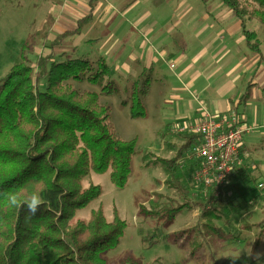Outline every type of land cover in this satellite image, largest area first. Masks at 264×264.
<instances>
[{
	"label": "rangeland",
	"instance_id": "obj_1",
	"mask_svg": "<svg viewBox=\"0 0 264 264\" xmlns=\"http://www.w3.org/2000/svg\"><path fill=\"white\" fill-rule=\"evenodd\" d=\"M104 3L100 11L106 12L104 6L111 3L108 12L113 15V20L107 24L96 18L83 28L81 34L65 39L55 49V61L76 58L95 61L100 57L106 60L110 71L98 84L84 80L73 85L79 90L97 92L100 103L111 108V121L117 136L123 140L136 138V145L131 172L123 188L111 183L109 172L98 174L91 171L83 179V187L93 183L100 185L102 191L97 199L77 211L76 218L87 220L90 212L101 205L106 220L111 221L113 208L117 209L126 226L117 246L105 254L107 264H123L121 260L126 254L140 264H226L224 256L235 254L258 235V224L264 216V110L261 109L264 106V59L261 67H257L258 55L250 48L235 43L232 49L230 45L225 49L242 62L241 69L236 72L241 81L246 84L253 80L256 83L248 106L238 108L239 112L250 113L246 125L250 126L251 132L244 133L242 137V145L247 150L241 148L240 161L235 165L238 176L231 174L227 185L223 186V209L217 210L219 218L212 220L215 225L231 231L235 238L221 240L205 234L202 225L206 218L195 205L191 210L182 208L170 218L142 214L139 205L152 210L168 205L171 199L182 203L185 198L188 201L204 198L203 188L192 180L189 162L178 159L171 163L183 144V134L173 132L171 126L176 125L174 122L178 116H195L199 102L205 100L208 93L197 94L194 91L190 94L184 88L191 86L192 78L201 85L207 83L206 78L209 76V80L217 69L218 56L222 51L206 49L205 53L214 60L213 65L206 68L198 55L207 47L208 36L203 38L198 33L191 39L183 26L187 17H179L178 21L180 10L187 16L195 8L209 12L203 0L187 1L180 9H175L177 3L174 0H128L127 6L132 5L130 9L117 5L114 0H105ZM65 7L72 13L69 16L81 17L89 8L88 0H0V82L11 66L21 60L24 41L40 28L46 14L57 18ZM207 19L196 27L192 25L191 29L201 28ZM76 20L58 22L50 31L49 40L64 30L74 29ZM235 21L232 15L224 20L213 18L219 31L234 25ZM249 28H257L264 54V29L255 21ZM225 37L228 40L234 38ZM140 41L146 46H138ZM214 44H219V39ZM164 49L167 56L162 61L160 51ZM134 50L138 51V56L150 50L153 64L145 67L143 59L130 60L129 54ZM45 51L40 42L32 45L26 55L28 63L32 64L36 56ZM249 56L251 60L247 63ZM184 58L186 63H193L196 58L194 75L186 78L179 77ZM170 64L174 67L171 68ZM134 81H138L140 87L146 82L149 84L143 98L145 106L141 117H131L129 105L122 104V101L130 102ZM107 83L110 84V92H102ZM234 86V90L242 88L238 93L244 91L240 85ZM227 88L228 85H224L217 94L221 96ZM169 163L172 171L180 173L188 198L166 184L170 174ZM260 250L264 253V248ZM260 264H264V256H261Z\"/></svg>",
	"mask_w": 264,
	"mask_h": 264
},
{
	"label": "trees",
	"instance_id": "obj_2",
	"mask_svg": "<svg viewBox=\"0 0 264 264\" xmlns=\"http://www.w3.org/2000/svg\"><path fill=\"white\" fill-rule=\"evenodd\" d=\"M218 1L239 22L246 47L263 60L257 28L251 29L249 25L255 21L264 29V0ZM95 3L96 0H88L89 9L76 20L75 28L62 31L51 42L48 38L55 17L48 13L40 28L24 41L21 60L11 66L0 82V192L14 193L20 200L39 193L44 199L41 210L26 223V209L10 207L6 198L0 196V264H107L105 254L117 246L123 235L126 223L116 208L111 221L106 220L101 205L90 212L87 220L76 218L77 211L97 199L102 191L100 185L93 183L83 187L82 181L91 171L109 172L110 181L117 188L125 186L131 172L136 138H119L111 121V108L100 103L98 93L73 85L84 80L98 84L109 74L110 66L102 57L95 61H55V49L93 23ZM38 42L48 51L38 54L30 64L26 55ZM148 85L146 82L140 87L134 81L130 102L122 101L129 105L131 117L144 115L143 98ZM253 85L248 84L237 105L251 98ZM109 89L107 83L102 92L109 93ZM182 138L183 144L171 163L181 159L189 162L193 171L198 162L188 161L186 155L199 143L200 136L185 133ZM170 165L166 184L187 197L180 173L172 171ZM232 174L238 176L235 166ZM222 190L220 187L215 195V189L210 188L202 200L185 198L184 202L175 203L171 199L161 208H138L145 215L170 218L182 208L191 210L195 205L206 218L202 225L205 234L232 240L235 236L231 231L212 223L219 218L217 210L223 209ZM258 225L253 252L264 248V216ZM121 261L140 264L129 254ZM255 262L241 256L235 264ZM226 264H230L228 259Z\"/></svg>",
	"mask_w": 264,
	"mask_h": 264
},
{
	"label": "crops",
	"instance_id": "obj_3",
	"mask_svg": "<svg viewBox=\"0 0 264 264\" xmlns=\"http://www.w3.org/2000/svg\"><path fill=\"white\" fill-rule=\"evenodd\" d=\"M104 1L105 0H102V1L99 0L95 3L94 11H93V13H94L93 22L96 20V18L99 20V22L104 21V23L107 22V24H109V20H111V21L113 20V15H111L108 12L111 3H110V5L108 3V7L104 6L106 12L100 11V10H102V5H105ZM174 1H176V3H177V7L175 9H180L185 2L190 1V0H174ZM114 2L119 6L128 7L127 9H130V7L132 6V5L127 6L128 0H114ZM203 3L207 4V7H208L207 9L209 12H207L206 10L200 11V9L197 10L195 8V10H191L187 16V15L181 14V10H180L177 14L178 21H179V17L181 19L187 17L183 26L185 27L186 34L190 35L191 39H192L193 35H196L198 33H201V37H203V38H206L208 36L207 47H205L204 50L198 55L202 58V61L205 64L206 68L211 67L214 63V60H212L205 53L206 49L210 48L214 51H217V50L222 51L221 54L218 56L220 61L217 65V69L210 76V79L208 80L209 76L206 78L207 83L201 85V83L198 80L194 82V78H192L191 86H189L188 88H184L190 94L195 91L197 94H207L208 93V96L205 97V100H202L200 98L204 104L202 102H199L198 110L196 111L197 113L195 114V116H193V117L192 116L191 117L190 116H178L175 118L176 121L174 123H185V122L193 123V122H196L197 120L200 121L202 116H203V108H204L213 116L214 115L231 116L234 114L239 119V123L240 124L242 123L241 125L247 126L246 125L247 118L249 117L250 113H249V111L239 112L238 108H239V106H242V105H244V107L248 106L250 100L253 97V93H254L256 83L253 80L248 81L246 84L243 82L244 80L241 81L242 79L239 78L240 75H237L236 72L241 69L240 67L242 65V62L240 60L234 58V55L230 54L229 52H226V50H225L227 45H230V49H232V47L235 45V43H236V45L246 46L244 37L241 34L239 22L236 20L234 25L227 27L226 29H223L220 31L216 30L215 27L217 25H215L213 23V18L219 17L221 20H224V19H227L229 16H231V13L218 0H203ZM68 9L69 8L65 7L64 9L61 10V13L58 16L59 18L55 17V24H54L53 28L56 26V24L58 22L63 23V22H67V20L68 21L76 20V18L78 16L76 18L69 16L68 14H72V13L67 12ZM62 13H65L66 15L62 16ZM200 15H201V19L199 18ZM78 18H80V17H78ZM206 18H208V19H207L206 23L202 25L201 28L191 29L192 25L194 27H196L199 24L203 23L204 19H206ZM43 22L44 21H42V23ZM42 23H41V25H42ZM178 25H181V23L178 22ZM227 35L234 36V38H232L231 40H228L225 37ZM216 39H219V44H214L216 42ZM48 40H49V38H48ZM51 40H49V41L51 42ZM41 45H43V44L41 43ZM141 45L146 46L145 44H143V42L140 41V44L138 46H141ZM43 49H46V51L43 53H47L48 50H47L46 46H44ZM137 53H138V51H135V50L131 51V53L129 54L130 60L131 59L134 60L137 58L139 60L143 59L144 62L146 63L145 67L151 66L153 64L154 57H153V54L150 50L144 51V53L141 54V56L136 55ZM160 53H161V55H160L161 60L164 61L165 60L164 57L167 56L165 49L160 51ZM230 55H231V58H230ZM252 58L255 59L256 56L252 57ZM186 59H189V58L187 57ZM184 60H185V58H184ZM250 60L251 59L249 56L247 63H249ZM261 60L262 59L258 56V59L256 61L257 67L258 66L261 67L260 66ZM195 61H196V58L193 59V63ZM193 63H186V60L183 61L182 62L183 66H182V69L180 71L179 77L186 78L187 76L194 75V73H192V71L194 70ZM247 63H245V65ZM129 67H131V69H132V66H129ZM262 72H263L262 76L264 77V71H262ZM249 83L254 84L253 88H252L251 98L246 103H240L239 105H237L239 96L244 93V91H245L246 87H248ZM236 84L243 87L244 91L241 93H238L239 90H241L242 88H240L239 90H234L235 89L234 85H236ZM200 85H201V87H199ZM224 85H228V88L224 89L223 93H221V96H220V94H217V90H219V88H222ZM215 91H216V93H215ZM261 109L263 111L264 106ZM248 127H250V126H248ZM250 132H251V130L249 132H245V134L250 133ZM243 149L247 150L245 146L243 147Z\"/></svg>",
	"mask_w": 264,
	"mask_h": 264
},
{
	"label": "built area",
	"instance_id": "obj_4",
	"mask_svg": "<svg viewBox=\"0 0 264 264\" xmlns=\"http://www.w3.org/2000/svg\"><path fill=\"white\" fill-rule=\"evenodd\" d=\"M171 68L173 64L169 65ZM173 132L180 134L195 133L200 141L192 147L186 158L198 162L193 170V182L204 190L218 189L227 184L234 166L240 161L242 137L250 127L239 123L236 115H211L203 108L200 121L193 123H176L171 127Z\"/></svg>",
	"mask_w": 264,
	"mask_h": 264
},
{
	"label": "clouds",
	"instance_id": "obj_5",
	"mask_svg": "<svg viewBox=\"0 0 264 264\" xmlns=\"http://www.w3.org/2000/svg\"><path fill=\"white\" fill-rule=\"evenodd\" d=\"M0 196L6 198L10 207L26 209V215L24 217L26 223L31 221L44 205V199L39 193H33L24 200L18 199L17 195L14 193L0 192ZM256 239L257 238H253L243 249L235 252V254H229L223 258L228 259L230 264H235L243 253L246 258L254 259L257 261V264H260L261 256H264V253L253 252L252 243H254Z\"/></svg>",
	"mask_w": 264,
	"mask_h": 264
}]
</instances>
